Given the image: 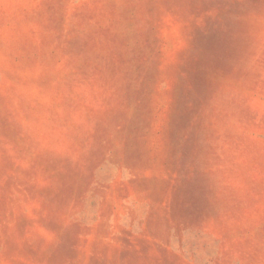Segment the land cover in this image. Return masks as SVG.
I'll list each match as a JSON object with an SVG mask.
<instances>
[{
	"label": "rangeland",
	"instance_id": "1",
	"mask_svg": "<svg viewBox=\"0 0 264 264\" xmlns=\"http://www.w3.org/2000/svg\"><path fill=\"white\" fill-rule=\"evenodd\" d=\"M0 264H264V0H0Z\"/></svg>",
	"mask_w": 264,
	"mask_h": 264
}]
</instances>
